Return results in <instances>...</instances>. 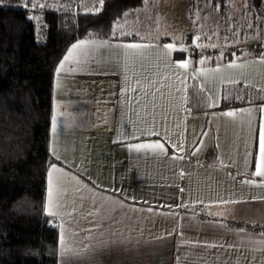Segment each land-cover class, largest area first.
Listing matches in <instances>:
<instances>
[{"label": "crops", "instance_id": "obj_1", "mask_svg": "<svg viewBox=\"0 0 264 264\" xmlns=\"http://www.w3.org/2000/svg\"><path fill=\"white\" fill-rule=\"evenodd\" d=\"M85 2L82 9L95 1ZM186 42L78 38L55 66L49 152L59 163L47 168L44 210L54 165L58 264H264V233L228 224H264V178L254 175L264 102L218 109L223 96L264 97V52L195 58ZM167 44L175 50L166 55ZM185 60L187 71L176 67ZM233 62L239 67L229 68ZM189 76L206 110L186 109ZM229 111L235 118L223 116ZM156 142L164 154L129 150Z\"/></svg>", "mask_w": 264, "mask_h": 264}, {"label": "trees", "instance_id": "obj_2", "mask_svg": "<svg viewBox=\"0 0 264 264\" xmlns=\"http://www.w3.org/2000/svg\"><path fill=\"white\" fill-rule=\"evenodd\" d=\"M53 1L35 6L43 23L39 34L18 0L0 3V264H58L57 228L44 210L47 168L59 163L49 152L54 69L72 41L112 38L114 21L144 2L100 0L98 9L90 12L82 9V0H56L63 2L64 9L49 7L55 5ZM210 2L222 10L227 0ZM246 5L255 16L264 18V0H246ZM253 47L258 54L261 47ZM210 52L201 55L190 46L187 55L197 58ZM173 56L184 54L174 52ZM204 96L189 76L186 109L206 110ZM261 102L263 96H223L218 109ZM207 158L214 161L215 152ZM228 224L264 233V224Z\"/></svg>", "mask_w": 264, "mask_h": 264}, {"label": "rangeland", "instance_id": "obj_3", "mask_svg": "<svg viewBox=\"0 0 264 264\" xmlns=\"http://www.w3.org/2000/svg\"><path fill=\"white\" fill-rule=\"evenodd\" d=\"M5 1L0 0V3ZM18 1L27 9L36 34H39L43 23L35 6L47 5L51 0ZM94 1L85 8L86 11L98 9L100 0ZM62 5L63 2L56 1L49 7L64 9ZM222 8L213 6L210 0H144L141 6L127 11V15L123 13L114 21L112 34L127 33L140 38L182 37L191 43L187 44L188 50L192 45L201 55L212 50L205 56L211 59L227 53L235 55L237 50L246 51L255 43H260L264 52V18L255 16L247 8L246 0H227Z\"/></svg>", "mask_w": 264, "mask_h": 264}, {"label": "snow or ice", "instance_id": "obj_4", "mask_svg": "<svg viewBox=\"0 0 264 264\" xmlns=\"http://www.w3.org/2000/svg\"><path fill=\"white\" fill-rule=\"evenodd\" d=\"M125 15H127V13H125ZM197 39H199V37H197ZM195 43V41H194ZM85 42L81 41L77 44H73L72 47L68 50V55H66L64 57V61H68L74 54V52L77 49H81L84 47ZM126 49H131V50H136L140 48V45L137 44H129V45H124L123 46ZM168 50L167 54H170L174 49L172 44H167L165 46ZM180 50H184V49H180ZM261 62H264V60H262ZM201 64L204 63L203 60L200 61ZM64 67L63 62L61 63L60 67H58L56 69L57 73H59ZM177 68L180 69H184L185 71H187L188 67H189V61L185 60L181 63H178L176 65ZM229 68H234V67H239V65H236L234 62L230 63L228 65ZM213 71H220V69H214ZM205 73H201V75H204ZM261 111H264V109H261ZM59 115L58 112L54 111V114L52 116V121H53V125H52V130L53 132H55L56 130V121H57V116ZM223 116H225L226 118H235L236 113L229 111V112H224ZM129 150L130 151H136V152H140L143 150H149L153 153L156 154H164V145L162 143L156 142V143H147V144H143V143H138V144H134V145H130L129 146ZM51 170L49 172V191H48V203L45 205V214L47 215H51V203H52V174L57 172L58 169L55 168V166H50ZM254 175L257 177H262L264 178V123H261L260 125V129H259V154L258 157L256 159V163H255V172ZM248 183H252L251 181H248ZM61 243H63V237H61ZM63 255V253L61 254Z\"/></svg>", "mask_w": 264, "mask_h": 264}]
</instances>
